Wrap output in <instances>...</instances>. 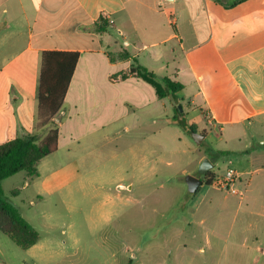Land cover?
Masks as SVG:
<instances>
[{
  "label": "crops",
  "instance_id": "obj_1",
  "mask_svg": "<svg viewBox=\"0 0 264 264\" xmlns=\"http://www.w3.org/2000/svg\"><path fill=\"white\" fill-rule=\"evenodd\" d=\"M235 2L0 0V145L48 135L53 124L40 127L37 121L42 53L80 54L57 115L58 150L39 162L36 176H28L37 198L93 178L95 146L105 148L125 136H150L151 143L154 136L157 144L159 101L165 110L167 105L144 80L121 77L136 65L155 74L165 66L166 74L178 79L172 81L182 84L190 110L217 129L226 146L241 143L227 155L240 179H264V0ZM102 15L111 26L118 24L127 45L146 55L109 51L110 27L104 34L95 27ZM142 21L151 31L140 37ZM176 46L181 62L174 59Z\"/></svg>",
  "mask_w": 264,
  "mask_h": 264
},
{
  "label": "rangeland",
  "instance_id": "obj_2",
  "mask_svg": "<svg viewBox=\"0 0 264 264\" xmlns=\"http://www.w3.org/2000/svg\"><path fill=\"white\" fill-rule=\"evenodd\" d=\"M149 27L140 22L139 36ZM105 44L112 52L146 55L125 43L118 24L110 26ZM176 48L174 59L181 62ZM157 70V82L168 89L161 75L176 78L165 66ZM189 100L182 91H170L166 110L159 101L157 144L154 136L152 143L150 136H125L95 146L93 178L78 179L56 195L38 199L24 171L3 180L4 198L40 233V241L23 250L0 231V264H264V179H239L237 194L214 185L215 176L236 169L228 148L241 143L226 146L220 132L190 110ZM180 122L196 124L202 142ZM206 159L214 165L213 177L200 176L204 185L190 193L187 177L199 176Z\"/></svg>",
  "mask_w": 264,
  "mask_h": 264
},
{
  "label": "trees",
  "instance_id": "obj_3",
  "mask_svg": "<svg viewBox=\"0 0 264 264\" xmlns=\"http://www.w3.org/2000/svg\"><path fill=\"white\" fill-rule=\"evenodd\" d=\"M244 1L246 0H236L234 5ZM110 26V20L105 15H102L95 24L100 34L106 33ZM120 56L126 58L127 54L121 53ZM79 57L78 52L45 51L42 53L37 121L40 127L53 124V128L42 141L37 135L29 134L0 145V183L22 171L30 177L36 176L39 162L58 150L60 131L54 119L63 106ZM129 75L153 86L160 99L166 98L170 91L176 93L183 88L181 83L169 78L163 79L168 89L164 88L157 82L155 73L141 65L133 66L128 74L123 73L121 77L126 79ZM180 124L191 133L195 132V126L187 127L183 122ZM207 175L213 177L211 172ZM208 184L210 185L211 182ZM0 231L23 250L32 248L40 241V233L18 208L4 198L1 185Z\"/></svg>",
  "mask_w": 264,
  "mask_h": 264
},
{
  "label": "water",
  "instance_id": "obj_4",
  "mask_svg": "<svg viewBox=\"0 0 264 264\" xmlns=\"http://www.w3.org/2000/svg\"><path fill=\"white\" fill-rule=\"evenodd\" d=\"M196 139V142L198 144H200L202 142V140L204 139V135L202 134H197V133H193ZM214 165L212 163V161L210 159H206L199 171H198V175L199 176H195V175H189L187 177V184H188V188H189V192L190 193H196L199 188L201 186L204 185V181L202 180V178L200 176H204L206 175L209 171H211L213 169Z\"/></svg>",
  "mask_w": 264,
  "mask_h": 264
},
{
  "label": "built area",
  "instance_id": "obj_5",
  "mask_svg": "<svg viewBox=\"0 0 264 264\" xmlns=\"http://www.w3.org/2000/svg\"><path fill=\"white\" fill-rule=\"evenodd\" d=\"M113 23V21H110ZM214 185H219L221 187H224L232 194H237L236 188H234L236 181L240 179L238 173L233 168H228V170L225 172V174L215 176L214 178Z\"/></svg>",
  "mask_w": 264,
  "mask_h": 264
}]
</instances>
